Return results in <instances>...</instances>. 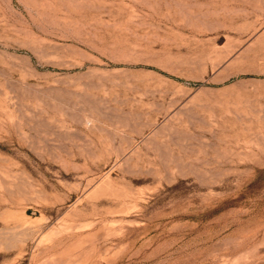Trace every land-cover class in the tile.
I'll use <instances>...</instances> for the list:
<instances>
[{
	"label": "rangeland",
	"instance_id": "374dc122",
	"mask_svg": "<svg viewBox=\"0 0 264 264\" xmlns=\"http://www.w3.org/2000/svg\"><path fill=\"white\" fill-rule=\"evenodd\" d=\"M0 264H264V0H0Z\"/></svg>",
	"mask_w": 264,
	"mask_h": 264
}]
</instances>
